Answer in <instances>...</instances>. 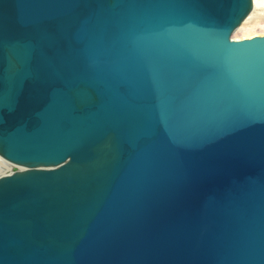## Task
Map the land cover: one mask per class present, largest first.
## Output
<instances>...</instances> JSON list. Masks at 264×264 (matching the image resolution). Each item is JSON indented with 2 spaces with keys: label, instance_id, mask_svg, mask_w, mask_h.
Here are the masks:
<instances>
[{
  "label": "water",
  "instance_id": "obj_1",
  "mask_svg": "<svg viewBox=\"0 0 264 264\" xmlns=\"http://www.w3.org/2000/svg\"><path fill=\"white\" fill-rule=\"evenodd\" d=\"M253 0H0V264H264Z\"/></svg>",
  "mask_w": 264,
  "mask_h": 264
},
{
  "label": "bare ground",
  "instance_id": "obj_2",
  "mask_svg": "<svg viewBox=\"0 0 264 264\" xmlns=\"http://www.w3.org/2000/svg\"><path fill=\"white\" fill-rule=\"evenodd\" d=\"M258 26H264V0H253V9L251 13L240 23V25L234 30L231 35L232 40L251 39L254 37H262L255 35V28ZM261 28V27H260ZM264 28V27H263ZM255 30V31H254ZM241 33V37H237L236 34ZM12 165L3 161L0 158V175L11 172Z\"/></svg>",
  "mask_w": 264,
  "mask_h": 264
},
{
  "label": "rangeland",
  "instance_id": "obj_3",
  "mask_svg": "<svg viewBox=\"0 0 264 264\" xmlns=\"http://www.w3.org/2000/svg\"><path fill=\"white\" fill-rule=\"evenodd\" d=\"M260 27H261V28H260ZM263 27H264V26H263ZM263 27H262V26H258V27H256V28H255L256 31L254 30V31L256 32L255 35H257V36H260V35H262V34L264 35V28H263ZM236 36L240 38V37H241V33H237Z\"/></svg>",
  "mask_w": 264,
  "mask_h": 264
}]
</instances>
